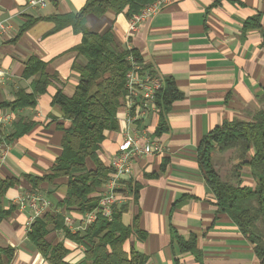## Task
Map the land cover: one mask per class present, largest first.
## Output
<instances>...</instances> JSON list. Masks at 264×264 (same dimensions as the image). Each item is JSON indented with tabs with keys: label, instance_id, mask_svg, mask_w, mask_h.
Masks as SVG:
<instances>
[{
	"label": "crops",
	"instance_id": "1",
	"mask_svg": "<svg viewBox=\"0 0 264 264\" xmlns=\"http://www.w3.org/2000/svg\"><path fill=\"white\" fill-rule=\"evenodd\" d=\"M26 1L0 0V23L9 26L0 33V103H12L21 90L31 93L33 78L22 76L31 56L44 62L46 74L54 79L46 92L37 96L35 107L0 108V114L13 115L11 124L0 127L5 138L13 122L20 119L33 124L27 133L9 142L4 159L0 155V180L15 181L1 198L3 208L11 211L0 223V249L12 251L8 264H49L29 240L26 223L31 210H19L16 199L20 194L37 192L53 207L48 213L59 214L58 203L65 198L67 178L43 182L33 189L23 175L49 174L61 155L62 132L57 125L62 119L51 101L58 89L66 96L74 93L78 75L71 66L82 61L73 51L81 34H75L71 27L51 32L54 24L44 18L75 13L87 0H54L44 8H29ZM129 19L126 11H108L100 17L89 15L86 28L96 34L110 30L121 47L138 53L144 67L163 79L171 78L183 98L171 105L167 132L155 137L160 152L133 162L128 178L141 188L138 204H129L122 222L129 225L138 215L146 238L139 242L131 237L123 245L124 251L133 248L144 254L146 264H258L253 245L225 212L217 210L214 195L198 168L197 147L202 137L221 123L248 121L264 109V0H171L128 37ZM28 22L32 23L22 29ZM123 117L122 111H117L118 130L105 132L101 144L99 158L107 167L123 137ZM156 125L157 116H148L138 123L136 132L152 135ZM212 164L226 180L238 160L233 151L214 152ZM86 167L94 168L91 160H86ZM238 172L242 186H255L247 166ZM150 174L156 176L145 177ZM121 191H125L124 185ZM125 192L120 193V203L130 200ZM67 213L78 225L81 214ZM176 236L184 240L194 236L199 259L181 252ZM46 240L52 246L62 243L68 250L67 263L83 260L84 248L63 231L50 226Z\"/></svg>",
	"mask_w": 264,
	"mask_h": 264
},
{
	"label": "trees",
	"instance_id": "2",
	"mask_svg": "<svg viewBox=\"0 0 264 264\" xmlns=\"http://www.w3.org/2000/svg\"><path fill=\"white\" fill-rule=\"evenodd\" d=\"M154 0H87L75 13L52 15L44 18L52 22L57 32L71 27L75 34H81V42L73 51L82 61L73 62L71 69L78 75V84L71 96L58 89L52 97L51 106L59 110L61 123L57 125L62 132L61 155L50 167V173L43 177L23 175L33 189L43 182L56 178H67L65 198L58 203L63 212L84 214L94 210L99 201V193L108 177L110 168L99 158L105 132L118 130L117 111L120 100L126 93L125 75L129 70L126 61L133 55L140 61L134 49L121 47L110 30L96 34L86 28L89 15L100 17L108 11L115 14L126 11L131 18ZM30 23L24 25L26 28ZM23 78H33L31 93L19 91L12 103H0V108L30 107L36 105V98L46 92L54 77L45 72V63L31 56L25 64ZM171 78H162V88L156 94L157 125L153 135L160 137L168 130L166 116L173 102L181 100ZM33 124L17 120L13 122L10 134L5 138L9 143L27 133ZM233 151L238 164L233 166L229 178L223 180L212 164L214 152ZM252 152L249 156L248 153ZM94 168L86 167V160ZM197 164L215 198L218 211L225 212L238 227L242 236L253 245L258 264H264V109L258 110L248 121L233 119L223 122L202 137L197 147ZM247 166L255 186H242L238 170ZM155 174L146 175L152 178ZM13 178L0 180V223L5 220L11 208L5 210L1 198L14 186ZM130 200L113 207L111 219L98 217L82 233L70 234L65 230L63 218L58 213H47L35 219L28 232L29 240L49 264H69L65 261L68 250L62 243L50 245L46 236L50 226L64 232L65 237L84 248V258L78 264H146L147 257L130 249L125 252L123 245L131 237L139 242L145 241L146 233L139 228V216L135 215L129 225H124L122 215L128 211L129 204H138L140 184L132 178L123 181ZM181 252H189L196 259L200 251L196 239L187 240L175 237ZM12 258L10 249H0V264H8Z\"/></svg>",
	"mask_w": 264,
	"mask_h": 264
},
{
	"label": "built area",
	"instance_id": "3",
	"mask_svg": "<svg viewBox=\"0 0 264 264\" xmlns=\"http://www.w3.org/2000/svg\"><path fill=\"white\" fill-rule=\"evenodd\" d=\"M54 0H27L26 6L29 8H44L48 3ZM171 0H154L146 7L141 9L138 14L129 19L128 37L137 31L138 27L152 16L157 14ZM9 30V26L0 23V33ZM126 61L129 64V70L125 75L126 93L120 100L118 111L124 115L121 118L125 124L122 140L118 144L116 151L111 155L108 163L110 172L99 193L97 207L84 214H81L78 225L74 224V218L70 213L63 212L62 218L65 228L70 232H84L88 226L94 223L98 217L110 220L113 207L120 203L122 196L120 190L123 187V181L131 176L132 165L137 158L152 156L160 152L161 146L155 136L147 135L145 132L137 133L138 123L148 116H157V107L155 104L156 94L162 88V78L154 71L142 65L133 55H128ZM13 121L12 113L0 114V127L4 129ZM10 143L5 140V136L0 135V155L4 159L7 156ZM16 206L19 210L29 208L32 212L26 223L30 230L31 224L35 219L43 217L50 212L53 207L49 200L37 193L27 192L18 195ZM59 214L62 212L58 211Z\"/></svg>",
	"mask_w": 264,
	"mask_h": 264
},
{
	"label": "rangeland",
	"instance_id": "4",
	"mask_svg": "<svg viewBox=\"0 0 264 264\" xmlns=\"http://www.w3.org/2000/svg\"><path fill=\"white\" fill-rule=\"evenodd\" d=\"M234 156H235V154H234ZM123 198V197H122Z\"/></svg>",
	"mask_w": 264,
	"mask_h": 264
}]
</instances>
